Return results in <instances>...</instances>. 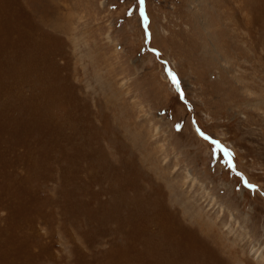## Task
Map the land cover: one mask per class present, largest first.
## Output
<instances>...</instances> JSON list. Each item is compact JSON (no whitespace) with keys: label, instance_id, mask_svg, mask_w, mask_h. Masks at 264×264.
Returning <instances> with one entry per match:
<instances>
[{"label":"rangeland","instance_id":"rangeland-1","mask_svg":"<svg viewBox=\"0 0 264 264\" xmlns=\"http://www.w3.org/2000/svg\"><path fill=\"white\" fill-rule=\"evenodd\" d=\"M0 264H264V0H0Z\"/></svg>","mask_w":264,"mask_h":264},{"label":"snow or ice","instance_id":"snow-or-ice-1","mask_svg":"<svg viewBox=\"0 0 264 264\" xmlns=\"http://www.w3.org/2000/svg\"><path fill=\"white\" fill-rule=\"evenodd\" d=\"M172 80H173L174 83H178V80H177L175 74H172ZM216 143H219V142L217 141ZM248 186H249L250 188L255 187L254 185H248Z\"/></svg>","mask_w":264,"mask_h":264}]
</instances>
